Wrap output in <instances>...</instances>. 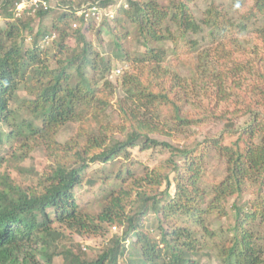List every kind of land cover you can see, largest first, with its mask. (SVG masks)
<instances>
[{
	"label": "trees",
	"instance_id": "obj_1",
	"mask_svg": "<svg viewBox=\"0 0 264 264\" xmlns=\"http://www.w3.org/2000/svg\"><path fill=\"white\" fill-rule=\"evenodd\" d=\"M20 1L0 0V18L10 21L0 27V264H207L200 251L209 239H218L210 247L219 264H264V54L258 45L252 57L240 53L242 41L230 37L253 28L264 47V0H254L239 22L214 1L196 17V0H61L55 31L38 30L28 49L20 32L33 31L32 18L25 20L27 12L15 17ZM92 5L113 14L101 21L115 58L129 64L118 79L124 96L117 99V83L105 79L112 57L96 62L99 51L81 27L90 21L77 16ZM54 9L32 14L43 19ZM131 28L147 48L143 57L125 46ZM56 32L57 52L42 51L40 40ZM72 35L80 49L69 45ZM159 42L195 53L193 75L163 64ZM90 66L100 78L90 75ZM23 110L30 118L20 121ZM74 122L80 123L76 135L60 142V132ZM211 125L222 127L207 135ZM192 128L196 137L176 142ZM135 147H162L170 155L141 175L122 162L115 188L107 185L111 176L88 179L100 190L106 184L105 197L99 210L82 207L75 189L92 165L127 160ZM211 149L227 168L209 200L201 183ZM37 150L48 161L42 176L37 184L18 183L16 171ZM248 184L255 198L231 204L229 233L210 228L208 217L224 216L225 204ZM87 239L103 241L94 247Z\"/></svg>",
	"mask_w": 264,
	"mask_h": 264
},
{
	"label": "rangeland",
	"instance_id": "obj_2",
	"mask_svg": "<svg viewBox=\"0 0 264 264\" xmlns=\"http://www.w3.org/2000/svg\"><path fill=\"white\" fill-rule=\"evenodd\" d=\"M51 2V6L54 8L59 7V3L61 0H49ZM163 4L167 3L168 0H160ZM214 1L217 6L220 8H223L224 11L228 12V15L233 17L235 22H239L238 18L240 14H242L251 4L254 0H196L193 4V12L196 15V17H203L204 12L206 8L208 7V4ZM122 2V1H121ZM239 3L243 6H238ZM119 5V3L117 4ZM61 8V5L59 7ZM61 10L54 9L51 11L48 16L44 17L43 19H39L34 16V14L29 13L28 15H25V20L27 18H32V22L30 25L32 26L33 31L29 33L28 31H21V38L23 39V43L26 49L32 47L33 38L38 30L43 31L44 28H48L50 31H55L52 29V24L54 20L56 19L57 15L60 13ZM28 13V12H27ZM35 19H34V18ZM28 20V19H27ZM13 21V20H11ZM78 21V20H77ZM78 27L81 26V22L78 21ZM111 25H113V21H110ZM10 21L5 19L4 17L0 18V27L7 28L9 27ZM84 27L83 31L87 38L92 41L97 49L98 56L96 58V62L99 59V57L103 58L105 57H112V65L111 70L109 71L105 79H110L109 75L111 74L112 70L116 68H121L123 71L126 70L129 67V64L121 59L115 58L116 49L111 45V35L107 30V26L105 24H102V21H91ZM77 28V27H76ZM131 37L126 41L125 46L127 47L130 54L133 56L143 57V55L147 52L146 46L143 44L141 40H138L136 35L134 34V28L130 29ZM255 30L252 28L250 34L247 35H240L237 34V32H233L230 34V37H235L239 39L242 46L239 48L240 53H246L250 57H252V50H254L257 45L262 48L260 51V54H264L263 50V44L262 41L258 38L257 34L254 33ZM57 33V32H56ZM58 38V33L56 38H54L50 42H43L40 40L39 47L42 51L46 50L50 47L49 51L51 54H54L57 52L56 46H54V41ZM20 40V39H19ZM18 40V41H19ZM69 45L73 47H77V49L81 48V44L76 41L74 35L70 36L68 39ZM157 47L163 48L164 51V63L167 64L170 68H172L176 73L181 74L183 77H188L190 75H193L195 64H196V54H190L187 55L185 53V49L182 45H180L178 48L173 49V44H164L162 42H159L156 44ZM176 51V53H175ZM238 52V50H236ZM240 57V56H238ZM165 64V65H166ZM90 75L93 78H100V74L98 71H96L92 66L89 67ZM104 78L100 81L99 86L102 88L103 82L105 80ZM119 77H115L110 79L113 82L117 83V87L115 90V99H117L120 96H124V93L121 89V86L119 84ZM21 95H26L25 92H21ZM198 101V100H197ZM109 112L112 114V117L114 120H117L118 118V111L114 108L109 107ZM29 113L26 110H23L22 113L19 116L20 121H23L24 119H29ZM243 121V120H240ZM80 126V123L74 122L67 124L64 129L60 132L58 135V140L62 143L66 142L71 136L76 135L78 128ZM222 125H214L209 126L208 129H205V132H208L207 135H214L220 131V128ZM195 128H192L188 131L185 135L176 136V142H182L184 138L188 136L196 137ZM200 133V132H198ZM200 135V134H199ZM201 136V135H200ZM130 156L129 159H123L118 158L114 165H100V164H93L91 169L86 172L84 175V180L82 184L75 189V193L77 196L78 201L80 202L82 207L90 209H96L99 210L101 208L102 202L104 200L105 196H101V193L105 187L100 190V188L96 186H90L87 183V180L90 178H95L100 181H104L105 178H108V176L111 178L108 180L107 185L109 188H115L117 186H120L121 184L116 183L113 180L115 171H117L121 167L122 162H127L126 164H131L133 166V170L136 175L143 174L147 169L151 170L155 168L156 166L160 164H164L166 160L168 159L170 152L168 149L158 147V148H152L150 150L143 151L139 147L132 148L130 150ZM208 162L206 164V170H205V176L202 180L201 186L205 189L208 199L212 200L213 194L212 189L213 187L219 183L225 176H226V168L227 163L225 159L220 158L217 153L214 151V149H211L209 154L207 155ZM47 159L45 155L43 154L42 150L34 151L30 154L29 159L25 162V167L22 170L16 171V180L18 183L26 184V185H33L37 184L38 178L42 176L44 167L47 163ZM39 173V174H37ZM104 192V191H103ZM105 193V192H104ZM255 198V188L253 185L248 184L246 186L245 191L242 193V195H234L229 199L228 204L226 205V212L224 216H220L217 214L211 215L208 217V224L210 228L217 230V231H223L224 234L229 233L230 226L233 223V210L231 207V204L233 202H236L238 204L244 203L247 200H252ZM151 220L148 222V224L152 225L154 223V219L152 216H149ZM154 226H151V231L153 236H155L157 239L160 237V232L157 230H154ZM113 230V229H112ZM154 230V231H153ZM114 231V230H113ZM76 239H80L78 236H76ZM102 239H98L96 241H92L91 239H87L84 244L91 243L94 245V247H99ZM208 243H210L207 247L201 248V255L200 258L202 259V262L207 264H219L220 261L218 259V254L216 248H212L210 246L218 243V239L211 241L208 240ZM86 246V245H85ZM84 246V248H85ZM210 247V248H208ZM39 259V258H38ZM41 264H46L44 262V259H39Z\"/></svg>",
	"mask_w": 264,
	"mask_h": 264
},
{
	"label": "built area",
	"instance_id": "obj_3",
	"mask_svg": "<svg viewBox=\"0 0 264 264\" xmlns=\"http://www.w3.org/2000/svg\"><path fill=\"white\" fill-rule=\"evenodd\" d=\"M51 8V2L49 0H21L17 3L14 15L15 17H21L26 12L28 13H36L40 9H49ZM104 15H108L111 19L113 14L110 12L104 11V9L98 7L97 5H92L90 7H86L83 10L77 12V16L83 17L86 22L91 21H101ZM74 27H78V24L75 23ZM56 37V34H48L42 40L43 42H50ZM123 70L121 68L114 69L109 78H115L121 76ZM115 229V227H114Z\"/></svg>",
	"mask_w": 264,
	"mask_h": 264
},
{
	"label": "clouds",
	"instance_id": "obj_4",
	"mask_svg": "<svg viewBox=\"0 0 264 264\" xmlns=\"http://www.w3.org/2000/svg\"><path fill=\"white\" fill-rule=\"evenodd\" d=\"M19 3V2H18ZM17 5V4H16ZM113 71V70H112ZM123 74V73H122ZM110 80V79H109Z\"/></svg>",
	"mask_w": 264,
	"mask_h": 264
}]
</instances>
